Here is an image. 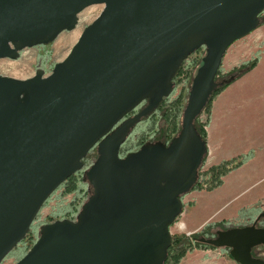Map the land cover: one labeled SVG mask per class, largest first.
I'll return each instance as SVG.
<instances>
[{
    "label": "water",
    "instance_id": "water-1",
    "mask_svg": "<svg viewBox=\"0 0 264 264\" xmlns=\"http://www.w3.org/2000/svg\"><path fill=\"white\" fill-rule=\"evenodd\" d=\"M93 3H104L102 12L48 75L0 73V264L94 146L86 169L92 192L80 212L43 223L14 264H164L170 226L206 154L194 121L217 86L225 51L264 10V0H0V58L73 30ZM201 47L181 130L169 144L149 141L119 155L133 125L170 96L175 72ZM262 216L197 240L224 246L238 264H264L252 253L264 244Z\"/></svg>",
    "mask_w": 264,
    "mask_h": 264
},
{
    "label": "crops",
    "instance_id": "crops-1",
    "mask_svg": "<svg viewBox=\"0 0 264 264\" xmlns=\"http://www.w3.org/2000/svg\"><path fill=\"white\" fill-rule=\"evenodd\" d=\"M258 50H261L260 59L255 66L214 97L206 129L210 165L240 153L252 150L254 153L240 168L229 171L224 182L214 190L197 192L190 209L182 216L183 227L189 232L199 230L207 222L225 218L233 214L235 209L252 206L257 200L264 199V186L253 190L254 184L260 180L258 177L260 163L255 162L260 151L258 148L264 144V138L258 128L262 127L261 108L264 106V24L234 40L225 51L222 62H227V67H231L238 61L247 60ZM252 107L258 110L255 131L249 116ZM222 207H226L225 212H219L213 217ZM208 210L214 211L209 214L206 213ZM206 251L207 248L196 249L188 254L193 253L199 257Z\"/></svg>",
    "mask_w": 264,
    "mask_h": 264
},
{
    "label": "rangeland",
    "instance_id": "rangeland-1",
    "mask_svg": "<svg viewBox=\"0 0 264 264\" xmlns=\"http://www.w3.org/2000/svg\"><path fill=\"white\" fill-rule=\"evenodd\" d=\"M103 7H104V3H100V4L93 3V4L86 6V8L81 10V12L78 14L77 26L74 27L73 30L61 31V33L57 36V38L54 41L49 42L47 45L39 44V45H35L34 47H25L20 52L21 56H19V58H10V57L9 58H4V57L0 58V73L5 74V76H9V77L14 76V77H18V79H23V78H26L29 76L32 77L35 74L37 69H42L44 71V75H48L51 72L52 68L54 67V63L62 61V59L70 52L69 50L75 44L76 40H78L79 35L82 32V30L85 27H87L88 23H90L95 17H97L102 12ZM260 14H261L260 16L262 19H260L257 27H260V25L264 24V10ZM204 49L205 48H201V49L196 50L194 53L189 54L187 64L189 65V63H190V65H191V63L195 60L196 57H199L202 53L205 54ZM260 53H261V50H258L257 52L254 53V55H252L247 60L243 59L241 61H238L234 65H232L231 67L230 66L227 67V62L224 61V62H222L221 66H220V71H222V73H228L233 68H235V66H238L243 62L247 63L249 60H252L256 57L260 59V56H259ZM226 58H227V56H226ZM226 60H228V58ZM183 72H184V70H183ZM182 75L183 76L180 77L181 80L177 81L176 84H173L174 90L171 92L170 98L168 99L170 102L168 104H166L168 106L172 103L173 99H175L177 96L180 97V99L182 100V103H183V104H181L182 108H184L183 107L184 103H187V101H188V99H187L188 92L191 88V86H189V77L191 75L185 76L184 73H182ZM235 81H233V82H235ZM232 83H230V84H232ZM217 94H219V93H217ZM261 109H262V114H261V125H262V127L261 128L258 127V128L260 129V132H261L260 135L264 138V106H262ZM210 110H211V108H210ZM182 111L179 112L180 116L178 117L180 122H181V117H183ZM257 111L258 110H256L255 107H252L250 110V113H249L254 131L257 128V123H256ZM207 116H208V112L203 110L199 116V120L202 122L205 120L207 121ZM209 120H210V116H209ZM152 122H153V124H151V125H145L142 123L141 127L145 125V130L143 132H139L138 134L133 133L132 134L133 137L130 136V138L127 140L130 147L132 145H135V146L139 145L140 143L138 140L142 136L143 137L146 136L145 140H147L150 136L149 135L150 131L153 130V127L154 128L162 127L164 124V121L161 117L155 118V120H152ZM207 127H208V124L206 125V129H207ZM206 133H207V131H206ZM152 135L154 137L156 136L155 137L156 141L160 140V139H158L159 134L157 135L156 133H151V136ZM207 142H208V138H207ZM258 149H260V151H259V153H257V157H256L257 159L255 162L260 163L259 173H258L259 175L257 174L260 180H258L254 184L253 190H256V188H258L260 186H264V144L261 145ZM89 153H90L89 156L91 157L90 158L91 160L89 162L87 160L86 163L84 161V163H85V165L83 166V168H84L83 169L84 170L83 175L84 176H85V172H87L86 169L91 165L93 159L96 158L93 156L94 151H90ZM253 153H254V151H253ZM253 153H252V155H253ZM240 154H243V153H240ZM209 156H210V151H208V148H207V155L205 156L204 161L200 164L201 166H200V169L198 170V174L200 175V173H201L199 178L203 177L205 175V170L210 169V167L213 166V164H216V163L223 161V160H226L228 158L238 157L239 155H236V156L233 155L231 157H227L226 159L219 160L218 162L213 163L212 165L209 164ZM246 161H248V160H246ZM245 162H243V164ZM243 164H241L240 166H242ZM238 168H240V167H238ZM233 169L235 170L237 168H233ZM233 169H231V170H233ZM231 170H229V171H231ZM227 173L222 177L223 182H224V179H225V176L227 175ZM85 180L88 183L87 178H85ZM91 187H90V189L92 190ZM201 190H208V189L191 188L187 191L189 194L187 193L188 195L186 194V195H184V197H182L184 208L181 211V213L178 215V217L176 218L175 223L170 226V232L172 233L173 237H175L176 235H179V234H183V233L188 235V236L194 232L200 233V231L202 230V228L205 224L215 222V221L207 222L202 226V228H200L197 231L195 230L192 232H189L187 230V228L180 227V225L183 223L182 216L184 215V212L187 211L188 209H190V205L193 203V201L195 200V196H197V194H198L197 192H201ZM212 190H214V189H212ZM208 191H211V190H208ZM74 198L75 197H74L73 192H68V194H63V187L62 186L57 187L54 190V192L50 195V197H48V200L45 201L44 204L42 205V208L39 211L40 213L35 216V218L32 222L31 228L29 229V232L27 233L25 238H23V240L21 242H19L17 244V246L12 251L9 252V254L4 258V260L1 264H14L17 261V259L20 258V256H22L24 253L26 254V252L29 250L32 243L36 241V238H38L39 229L41 228L42 224L45 222L53 221V219L58 216V213L60 211L64 212V209H65V207L68 206L69 201L73 200ZM225 208L226 207L219 208L214 213L213 217L219 212L224 213ZM260 209L264 210V199L257 200L256 202H254V204L252 206L248 205V206H243L240 209H235L233 214H230L225 218H220L216 221L225 220L226 221L224 223L225 227H229L231 225L242 226L243 224H247V223L253 221L256 217L255 216L256 213ZM213 211L214 210H212V211L208 210V211H206V213L211 214ZM215 229L216 228H212V229L209 228V229L204 230L200 236H196V239L198 237L205 235L206 232H208V231H211V233H214ZM196 249L200 250L198 247H195L192 250L196 251ZM192 250H190V251H192ZM254 252H255L256 256L258 255V256L264 257V244L256 246V249L254 250ZM188 253H190V252H187L185 255H183L181 257V261L178 264H181V263L182 264H184V263L185 264H238V262H236V260L229 255L228 249L224 248V246L223 247H216V248H212V249L207 248V251L203 254V256H199V257L193 255V253L192 254H188ZM187 254H188V256H187Z\"/></svg>",
    "mask_w": 264,
    "mask_h": 264
},
{
    "label": "trees",
    "instance_id": "trees-1",
    "mask_svg": "<svg viewBox=\"0 0 264 264\" xmlns=\"http://www.w3.org/2000/svg\"><path fill=\"white\" fill-rule=\"evenodd\" d=\"M261 15V14H260ZM259 15V16H260ZM260 19L261 16H260ZM198 50V49H197ZM196 51V50H195ZM202 56H204V53H202L199 57H196L195 60L191 63H189V65L185 62L181 64V66L179 67L178 71H176L174 77L172 78L173 80V84H176L177 81H180L183 75L182 73H184V75H191L189 77V86L191 85L192 82V78L195 76L196 74V69L197 67L202 63ZM257 61H259V58H254L252 60H249L247 63H241L238 66H235V68H233L230 72L228 73H222V71H220V68L218 70L217 75L215 76V81H216V87L215 89H213L211 95H210V100L208 101V103H206V105L204 106L203 110H205L206 112H208V116H207V121H200L199 120V116L201 113L198 115V117H196L195 121H194V126L196 127V132L197 134L200 135L201 139H203L205 142V146H206V154L207 155V133H206V125L209 122V116H211V112H210V108H211V102L213 101V97L217 94L220 93L224 88H226L228 85H230V83H232L233 81L236 80V78H238L239 76H241L242 74H246L247 72H249V70L257 63ZM184 70V72H183ZM167 99H165V97L162 99V102L160 104H158L157 108L154 109L153 112L149 113L148 116H145L144 118H142L140 121H137L133 127L131 132L128 134V136L125 138L123 145H121V151H122V155L132 152V150H135L139 147H141L142 145L146 144L149 141H156L155 137L152 135L151 133H156L158 135V139L160 140H164V142H166L167 144L170 143L171 139L173 136H175L177 134V132L179 130H181V122L179 121L178 117L180 116V113L183 108L181 106L182 100L180 99V97H176L175 99H173L172 103L168 106L166 104H168ZM185 105V103H184ZM184 107V106H183ZM132 112V111H131ZM131 114V113H129ZM161 117L164 121V124L162 127H158V128H154L153 126V130L150 131V136L147 140H145L146 136H142L139 138V145H132L131 147L129 146L127 140L130 138V136H132V134L134 133H139V132H143L145 130V125H151L153 124L152 120H155V118H159ZM145 124L144 126L141 127V125ZM133 137V136H132ZM129 147H128V146ZM129 148V149H128ZM94 157H97V152L96 149L93 148ZM252 153L253 150L250 152H246L243 154H239L238 157H232V158H228L226 160L220 161L216 164H213V166L210 167V169L205 170V175L201 178L200 175H197V181L196 183H193V185L191 186V188H195V189H201V188H205L208 190H212L214 189V187L218 186L219 184H221L223 182V176L231 169L233 168H238L240 167L241 164H243V162H245L246 160H249L252 157ZM90 153L85 155V163L88 160V162L91 160L90 158ZM205 156H203L201 163L204 161ZM84 163V165H85ZM83 166L80 168V171L77 172L76 174H72L69 177H67V179L60 185L63 187V194H68V192H73L74 193V199L70 200L68 203V206L65 207L64 212L60 211L58 213V216L55 217L53 219V221H55L56 219L59 218H63V219H74L76 214H78L80 212L81 206L83 204V202L88 199V196L91 194L92 190L90 189L91 185L90 183H87L85 178L86 177V172H85V176L83 175L84 170H83ZM88 181V180H87ZM190 188V189H191ZM52 222V221H51ZM226 221L225 220H220V221H215L214 223H207L203 226L202 230L200 231V233L194 232L191 235H186V234H179L176 235L175 237L172 238V242L171 245L169 246V249L166 252V257L164 259V264H178L181 261V257L183 255H185L187 252H190V250L194 249L195 247H198L199 249H203V248H216L214 246H211L210 244L207 243H201L198 242L196 239V236H200L202 234V232L206 229H212V228H216V227H221L223 229L229 228V227H225L224 223ZM32 225V224H31ZM234 226V225H231ZM42 227V226H41ZM256 249L253 248L252 249V253L253 255L256 256L254 250ZM25 254V253H24ZM23 254V255H24ZM21 257V256H20Z\"/></svg>",
    "mask_w": 264,
    "mask_h": 264
},
{
    "label": "flooded vegetation",
    "instance_id": "flooded-vegetation-1",
    "mask_svg": "<svg viewBox=\"0 0 264 264\" xmlns=\"http://www.w3.org/2000/svg\"><path fill=\"white\" fill-rule=\"evenodd\" d=\"M201 48H204V47H201ZM200 48V49H201ZM170 98V96H168V97H166L165 99H167V103H169L170 101L168 100ZM146 100H144V103H142L141 105H138L137 107H135L133 110H132V112H131V114H133L135 111H137L138 109H140L142 106H144V104H146ZM131 114H127L128 116L126 117V118H128V117H130L131 116ZM130 133V132H129ZM128 136V135H127ZM126 136V137H127ZM162 141H164V140H162ZM156 142V141H155ZM123 143H124V141H123ZM169 144V143H168ZM123 145V144H122ZM93 148H95V146L94 147H92V149L90 150V151H92L93 150ZM89 151V152H90ZM88 152V153H89ZM122 153V151H121V146H120V148H119V155H122L121 154ZM86 158V157H85ZM85 158H84V160H85ZM83 160V161H84ZM94 160V159H93ZM93 162V161H92ZM83 166H84V163H83ZM197 175H198V172H197ZM263 212L264 210H262V209H260V210H258V212L256 213V217H255V219L257 218V215H258V213L259 212ZM255 219L253 220V221H251V222H249L250 224H252L254 221H255ZM248 224V223H247ZM244 225V224H243ZM256 225H258V226H263L264 227V217L262 216V217H260L257 221H256ZM219 228H221V227H216V229H219ZM216 229L214 230L215 232L214 233H211V231H208V232H206V234H205V236H215L216 235Z\"/></svg>",
    "mask_w": 264,
    "mask_h": 264
},
{
    "label": "built area",
    "instance_id": "built-area-1",
    "mask_svg": "<svg viewBox=\"0 0 264 264\" xmlns=\"http://www.w3.org/2000/svg\"><path fill=\"white\" fill-rule=\"evenodd\" d=\"M189 55L185 58V62L187 63Z\"/></svg>",
    "mask_w": 264,
    "mask_h": 264
},
{
    "label": "bare ground",
    "instance_id": "bare-ground-1",
    "mask_svg": "<svg viewBox=\"0 0 264 264\" xmlns=\"http://www.w3.org/2000/svg\"><path fill=\"white\" fill-rule=\"evenodd\" d=\"M183 225H184V224L182 223V224L180 225V227H183Z\"/></svg>",
    "mask_w": 264,
    "mask_h": 264
}]
</instances>
